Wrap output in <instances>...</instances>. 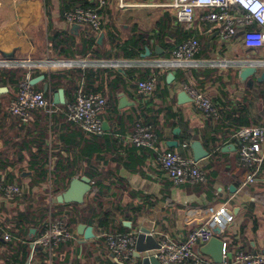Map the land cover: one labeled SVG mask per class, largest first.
Returning a JSON list of instances; mask_svg holds the SVG:
<instances>
[{"label":"crops","instance_id":"0c3cea01","mask_svg":"<svg viewBox=\"0 0 264 264\" xmlns=\"http://www.w3.org/2000/svg\"><path fill=\"white\" fill-rule=\"evenodd\" d=\"M87 1L93 5L91 8L99 5V0ZM105 1L100 10L103 28L100 34H95L87 26L64 21L63 13L76 6L66 8L67 5L77 3V0H0V61H85L86 67L29 70L30 73L38 70L44 75L34 89L44 92L48 73L89 70L99 73L91 92L101 94L107 101L101 114L103 133L97 140L85 139L80 130L66 120L57 117L53 122L56 115L51 119L45 116L44 123L40 111L33 112L25 128H20L15 119L5 124L3 109L9 108L16 92L10 85H0L7 89L0 93V135L14 137L20 133L22 137H9L11 152L21 147L27 133L35 138L44 123L49 135L45 144L51 153L50 162L53 165L60 160L70 162L71 172H75L72 178L87 177L85 174L89 172L96 174L105 190L100 198L86 195L84 204L77 210L74 204L52 207L55 215L70 218L66 214H73L71 218H77L78 222L70 226L77 234L76 240L54 250L52 264H120L103 245L99 232L136 234L145 228L158 241L163 237L183 241L222 205L234 213L233 223L218 235L223 242L222 252H228L224 264H233V255L239 250L263 255L264 146H259L263 163L253 171L254 181L245 183L251 170L239 163V142L235 132L240 127L264 124V81H255L250 89L236 75L237 65L244 61L257 65L256 76L264 73V50L245 48L240 35L230 41L221 40L213 26L201 19L202 13L196 15L190 26L177 24L173 13L163 6L172 0H122L126 4L124 8L119 7L120 0ZM101 35L103 38L98 43ZM189 38H196L201 44L194 62L181 68L168 65L166 61L172 51ZM91 40L95 45L92 43L86 49L87 41ZM128 44H134V48L126 50ZM139 48L142 51L138 57L126 58L129 52ZM145 48L149 55L141 58ZM113 63L118 66H112ZM115 73L120 76L117 86H113ZM151 74L157 76L156 89L152 96L144 97L137 93L136 83ZM168 74H172V78L167 80ZM68 78L73 80L74 87L83 82L86 89L84 76L68 74ZM186 83L202 90L216 104L219 109L217 119L207 118L192 102L182 103L178 95ZM54 93L49 92L47 96L53 100ZM152 120L154 122H150ZM142 126L152 127L157 150H174L193 158L190 145L193 141L200 142L208 152L207 157L197 162L205 174V184L174 185L160 170L155 150L137 149L129 143V136ZM54 136L58 139L53 149ZM172 141L177 142L176 147L167 145ZM85 142L97 146L92 156L90 153L85 155L86 150L82 151ZM184 143L189 145L188 149H183ZM3 145L0 140V150ZM28 155L25 150H19L13 158L21 162L22 170L14 169L13 172L23 178L24 187L35 175L34 171H28ZM36 190L33 189L34 193ZM0 201L4 202L1 219L11 220L24 208L20 204L12 205L1 196ZM87 205L91 214L87 210L82 215L78 210L86 209ZM102 220L108 223L107 227L100 226ZM79 224L91 226L94 237L84 240L76 230ZM202 248L203 245H198L195 251L201 255L204 264H215L210 256L203 254ZM146 256L144 253L139 258L134 256L133 264H142ZM10 257L8 250L0 248V264H13ZM33 264H48L41 248H36Z\"/></svg>","mask_w":264,"mask_h":264},{"label":"built area","instance_id":"2783aa9c","mask_svg":"<svg viewBox=\"0 0 264 264\" xmlns=\"http://www.w3.org/2000/svg\"><path fill=\"white\" fill-rule=\"evenodd\" d=\"M105 0H99L97 8L75 7L63 13V19L70 25H83L90 28L95 34H100L103 28V17L100 10L105 6ZM170 10L177 24L190 26L194 23L196 15L202 13L201 19L210 23L223 41H230L240 35L243 46L250 50H264V0H172L163 5ZM119 7L126 4L120 0ZM201 51L200 41L189 38L181 42L171 53L166 63L175 68H181L194 62ZM85 61L59 60L45 62L26 61H0V67L27 69L24 79L19 83L15 98L12 100L8 112L23 124H28L31 115L35 111L42 112L51 119L61 114L65 120L80 130L85 139H92L103 133L101 114L105 111L107 101L104 96L96 92H86L83 82L76 88L74 100L65 105H56L52 98L44 92L37 91L30 83L31 69L44 68L46 70L56 68L59 70L71 69L74 66L86 67ZM112 66H118L113 63ZM157 84L156 74L149 75L146 79L136 83V91L144 97L153 95ZM183 92L191 99L193 106L201 111L207 118L217 119L219 109L215 103L199 88L191 84H183ZM63 107V108H62ZM235 138L239 142V163L251 170L246 176L245 183L254 181L253 171L263 163V157L259 155V146H264V124L257 126L240 127L235 132ZM155 135L151 126L137 127L129 136V143L137 149H152L158 154L160 170L166 174L176 186L192 183L203 185L206 177L192 157H186L180 153L169 150H157L154 148ZM183 149H188L187 143L182 144ZM53 164L48 165V187H51L50 175ZM94 181H90L92 186ZM2 198L6 201L16 194H22L23 190L13 184L0 187ZM234 215L224 205L213 210L208 215V220L202 226L193 229L183 241H172L163 237L160 248L146 251L147 257H155L159 264H204L201 255L195 251L196 246L204 245L215 235L213 229L225 230L233 223ZM38 236L29 244V254L26 264L34 263L36 248H41L46 254L48 264H52L54 250L59 246L74 242L77 234L70 228L65 218L55 215L53 209L48 207L46 217L41 225ZM96 229V228H95ZM103 245L108 252L120 264H133L135 261L136 234H117L110 231L98 233ZM0 238L4 242H10L12 236L0 225ZM228 252L223 250V264L228 258ZM143 254V253H142ZM233 264H264V254H249L242 250L233 255Z\"/></svg>","mask_w":264,"mask_h":264},{"label":"trees","instance_id":"16d2710c","mask_svg":"<svg viewBox=\"0 0 264 264\" xmlns=\"http://www.w3.org/2000/svg\"><path fill=\"white\" fill-rule=\"evenodd\" d=\"M71 5H76L80 8H91L93 5H89L87 0H77V3L74 2L73 4L67 5L66 8H70ZM75 6V7H76ZM89 42V43H88ZM88 47L93 43L95 45L94 40L87 41ZM58 45L55 47L57 48ZM97 47V46H96ZM128 47L134 48V44H128L125 49L127 50ZM61 51V50H60ZM65 51V50H64ZM64 51H61V53H65ZM124 51V50H123ZM141 49H137L136 52H129L127 54L126 58L133 59L135 57H138L141 53ZM67 54V53H66ZM27 72V69H24L22 67L18 68H0V85L6 86L10 85L13 87V91L17 93L19 83L24 79L25 74ZM68 74H72L73 76L76 74L78 77L84 76L85 83L87 85L85 91L91 92L93 89V83L98 76L99 73H94L92 71H85L81 72L80 70H74L70 72H51L45 75V82L48 84V92L44 93L46 96L49 94V92H56L59 88L64 89L65 97L68 102H71L74 100L75 93L77 91L76 87H74V84L72 83L73 80L68 78ZM31 77L40 75L38 70H32L30 73ZM116 77L113 80V86H117L119 83V75L118 73H115ZM112 86V87H113ZM94 92V91H93ZM16 96V95H15ZM11 104V102H10ZM8 104L7 107L10 106ZM2 107V106H1ZM6 108V106H5ZM63 108V107H62ZM9 109V108H8ZM8 109L4 110L3 113V119L5 124L8 123L9 120L15 119V123L19 125L20 128H25L28 124H23L18 119L12 117ZM37 112V111H35ZM44 123H46V117L41 113ZM60 117L61 119L65 120V117L61 114L56 115L53 118V122H55V118ZM150 122H154L153 120ZM29 123V122H28ZM43 123V126H41L38 130L37 136L31 137L30 133H27L25 136V140H23L21 147L17 149L29 153V161L27 163L28 171L35 173L32 180L28 182V185L24 187L25 185L21 182L23 180L22 177H19V175L15 176L14 169L22 170L21 162H19L17 159L14 160V155L16 151L11 152V142L10 138L13 139L15 137H21L20 133H17L13 135L14 137L9 136H1L0 140L3 142V148L0 150V187L7 185V184H13L19 186L23 192L22 194H16L12 197L9 202L12 205H21V207H24L23 210H19L17 212V215L13 219H1L0 217V225L4 228L6 232H8L12 236V240L10 242H5L0 238V248H5L9 251V254H11L10 261L13 264H24L26 262V256L29 252V244L38 236L42 222L44 221L46 217V213L48 210V207H59L61 205L53 204L52 200L53 198L57 197L58 195L65 192L69 186V183L72 179V177L75 175V172H71V166L70 162L62 160L57 161L53 165V169L50 173L52 176L51 181V187H48V165L50 162V151H48L46 147V140L49 138V135L47 134L45 128V124ZM14 134V133H13ZM10 137V138H9ZM58 138L54 136V140H52V148H55V142ZM93 140H97V136L93 137ZM65 142V140H63ZM90 144V145H89ZM33 147L35 149H33ZM82 151H85V155L87 153H90V156L93 155V153L97 150V146L93 145L91 143L85 142L82 145ZM35 150V151H34ZM19 167V168H18ZM89 179L94 181V184L91 186V190L88 192V197L90 198H100L104 193L105 190L103 186L101 185V180L96 177V174L94 173H86L85 174ZM96 177V178H95ZM96 179V180H94ZM37 189L34 193L33 189ZM25 189V190H24ZM104 191V192H103ZM0 196H2V192L0 191ZM84 204V203H83ZM83 204H74L76 208L83 205ZM64 205V204H63ZM88 205L86 206V209L79 210L82 211V215L85 214V212L88 210V213L91 214V210H89ZM1 208H4V202L0 201V210ZM70 216V218H66L68 222V225L71 226V224L78 223L77 218H71V214H66ZM93 215V213H92ZM79 221V220H78ZM81 222H87V220L80 219ZM100 226L103 228L104 226H108V223L106 221H99ZM100 228V227H99ZM30 230H35L34 233H31ZM112 232V231H110ZM117 234H124V233H117Z\"/></svg>","mask_w":264,"mask_h":264},{"label":"water","instance_id":"95a60500","mask_svg":"<svg viewBox=\"0 0 264 264\" xmlns=\"http://www.w3.org/2000/svg\"><path fill=\"white\" fill-rule=\"evenodd\" d=\"M103 35L100 36L98 43L101 42ZM149 50L145 48V53L141 54V58L148 57ZM237 69V78L240 82L246 84V86L250 89L253 88L254 82H262L264 81V73H261L260 76H256L258 73L257 65L250 64L249 62H241L238 65ZM255 77V80L253 79ZM172 78V74L167 75V80ZM44 79V75H40L31 80V84L34 86ZM43 90L46 93L48 91V84H43ZM7 89L5 87L0 88V93L6 92ZM178 98L182 100V103L191 102V99L187 96L185 92H181L178 95ZM68 101L64 96L63 89H58L56 93L53 94V103L56 105H65ZM106 130V129H104ZM169 147H176L177 142L172 141L167 144ZM190 148L193 153V159L195 162L202 160L203 158L208 156V152L204 150L201 143L198 141H193L190 145ZM90 179L88 177L81 178H72L67 190L62 194L55 197L52 202L54 204H83L84 197L91 190ZM234 215V213H232ZM77 233L84 237V240H90L94 237L93 228L91 226H87L85 224H79L77 226ZM35 230H31V233H34ZM214 236L203 245L202 252L205 255H208L212 258L215 264H223V255H222V246L223 242L218 239V235L220 234V228L215 227L213 229ZM160 244L159 241L150 233L149 230L145 228L139 229L136 233L135 239V254L136 258L140 257V254L151 251L155 249H159ZM211 249H214L211 252ZM142 264H159L158 260L153 257H145L142 259Z\"/></svg>","mask_w":264,"mask_h":264},{"label":"rangeland","instance_id":"374dc122","mask_svg":"<svg viewBox=\"0 0 264 264\" xmlns=\"http://www.w3.org/2000/svg\"><path fill=\"white\" fill-rule=\"evenodd\" d=\"M6 68H8V67H6ZM75 210H77V208H75ZM79 211V210H78ZM77 212V211H76ZM76 212H74V214H76Z\"/></svg>","mask_w":264,"mask_h":264}]
</instances>
